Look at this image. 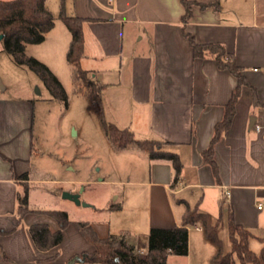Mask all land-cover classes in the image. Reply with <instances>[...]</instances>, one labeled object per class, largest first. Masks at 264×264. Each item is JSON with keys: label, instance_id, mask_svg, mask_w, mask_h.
Returning a JSON list of instances; mask_svg holds the SVG:
<instances>
[{"label": "crops", "instance_id": "0c3cea01", "mask_svg": "<svg viewBox=\"0 0 264 264\" xmlns=\"http://www.w3.org/2000/svg\"><path fill=\"white\" fill-rule=\"evenodd\" d=\"M195 1L213 5L194 4L190 20L184 23L181 0H64L68 14L85 18L80 63L101 84L102 107L106 109L111 103L121 106L117 119L108 117L109 122L131 129L139 140L171 141L165 148L177 152L183 163L178 185L173 186L175 171L170 160L151 159L135 146L117 149L130 164L149 168L138 177L130 167L126 180L129 185L143 186L147 193L142 225L138 222L140 199L136 196L128 199L131 219L118 216L127 209L125 199L118 203L120 209L110 210L118 219L83 221L89 222L101 238L126 232L129 239L135 234V226L141 225L146 240L143 248L136 249L144 255L150 229L182 225L186 202L211 214L218 223L217 214L227 215L229 222L232 211L235 221L252 233L264 231V0H252V8L246 5L248 0ZM56 27L55 21L43 42L53 37ZM59 29L66 37V46L70 45L71 31ZM186 33L198 43H223L234 53L248 81L241 86L231 127L215 145L220 182L204 162L202 152L210 145L216 123L224 118L238 79L231 71L219 68L214 57H195ZM62 46L66 50L65 43ZM87 60H94V67L86 65ZM108 69L118 74L110 78ZM52 71L57 75L54 68ZM5 88L7 83L0 89ZM35 107L31 96L0 92V264L55 261L57 254L52 251L64 242L72 222L64 229L58 246L40 249L30 227L46 223L57 230L59 225L46 213L52 209L41 212L52 219L33 214L31 197L35 189L47 183L73 187L84 181L44 176L46 169L38 165L40 151L34 142ZM66 167L76 171L69 163ZM25 190L29 211L23 214L19 197ZM189 191L196 196L194 199L187 195ZM192 228L205 231L201 222L188 226V253H170L166 264H194ZM78 231L80 242L71 256L94 250V244Z\"/></svg>", "mask_w": 264, "mask_h": 264}, {"label": "rangeland", "instance_id": "374dc122", "mask_svg": "<svg viewBox=\"0 0 264 264\" xmlns=\"http://www.w3.org/2000/svg\"><path fill=\"white\" fill-rule=\"evenodd\" d=\"M60 1L48 0V6L55 15L57 23L53 37L45 42L27 44V54L38 58L50 68H54L67 91L68 106L52 96L42 78L35 71L25 65L17 64L7 51H2L1 41L0 88L5 83H7V88L0 89V92L8 96H31L35 99L34 142L37 150L40 151V157L37 159L38 165L46 169L44 176L74 177L84 180V184H77L73 187L67 183H47L35 189L31 197L33 214L45 217L46 215L41 213L42 210H66L72 222L65 231L64 242L54 252L52 251L53 254H57V259L49 260V264H70L72 261L74 264H89L82 262L81 259L77 260L78 255L71 256L70 254L73 247L79 245L80 242V235L76 234L79 232L76 222H93V220L104 219L113 221L115 213L110 211L111 206L122 203L125 199L127 209L118 216L120 218L130 216L131 219L133 215H131V205L128 199L136 196L140 199L137 215L138 222L141 223L142 216L146 213L147 193L143 186L129 185L126 180L129 178L128 169L130 167H132L130 171L133 170L134 175L138 177L145 175L149 168L140 166L138 163V168L135 166L136 163L130 164L126 155L113 147L90 88L84 86L86 80L80 77L75 78V68L67 58L69 45L66 46V37L59 29L63 28L64 32H70L64 21L58 17ZM246 5L252 8V0H248ZM64 43L66 50L62 46ZM36 55L44 58L45 61ZM85 63L94 67V60L89 62L87 60ZM96 65L98 66L99 63ZM107 71L110 78L118 74L109 69ZM90 78H93L91 74L88 79ZM120 107L118 103H111L106 109L102 107L105 120L109 122L108 117L117 119ZM74 129L77 132L76 135L73 134ZM68 163L74 166L76 171L67 168ZM135 168H137L136 171ZM82 188L84 190L80 194V204L63 197L64 191L79 192ZM187 195L193 199L196 197L191 194V191ZM217 215L220 221L217 236L221 240L223 252L227 253L231 250L228 218L227 215ZM114 218L118 219L117 216ZM141 225L135 226V234L129 240L135 246L143 248L146 236H144ZM190 235L192 236L194 264H210L212 256L218 251V244L213 238L208 237L205 231L196 232L192 228ZM249 245L254 252L259 254L264 246V231L254 230L253 236L249 239ZM138 253L144 255V253Z\"/></svg>", "mask_w": 264, "mask_h": 264}, {"label": "trees", "instance_id": "16d2710c", "mask_svg": "<svg viewBox=\"0 0 264 264\" xmlns=\"http://www.w3.org/2000/svg\"><path fill=\"white\" fill-rule=\"evenodd\" d=\"M48 0H0V36L5 51H7L19 65H25L35 71L44 81L52 96L68 106L67 91L51 68L38 58L28 55L26 48L29 43H41L47 33L55 25V15L47 4ZM185 7L182 21L187 23L192 16L194 4L202 7L213 5L201 3L195 0H181ZM61 18L71 31L72 38L67 52L68 61L75 68V78L86 80L84 86L90 88L96 105L100 110L103 126L116 149H124L135 146L146 152L151 159H167L172 162L175 176L172 185H178L183 163L177 152L168 150V140L142 139L135 137L129 128H120L116 124L107 122L102 111L101 84L89 78V72L81 67V57L84 52L83 23L85 18L68 14L64 0L61 1L59 12ZM195 57L212 56L216 59L219 68L231 71L238 79V86L233 92L230 102L226 106L224 118L216 123L214 135L207 149L202 152L205 163L209 164L217 178L219 168L215 159V145L229 130L236 113V103L241 86L248 84L242 68L237 64L234 53L229 52L221 42L198 43L191 33H186ZM120 204L111 206V209H120ZM21 213L29 211L28 190L19 197ZM58 222V229L53 230L46 223L34 224L30 227V233L35 244L42 250L58 246L64 237V229L71 223L69 213L66 210H46ZM201 222L208 237L218 244V251L213 255L211 264H264V246L258 254L249 245V239L253 233L234 219L233 212H229V237L231 250L223 252L221 240L217 236L218 221H214L211 214L198 211L186 202V211L182 217V225L171 228L152 227L149 232L148 250L140 255L136 246L127 238V233L120 235L110 234L105 238L98 236L89 222L78 221L76 225L84 236L94 244L92 252H84L78 255L86 263L93 264H166L170 253L187 254L189 245L188 226Z\"/></svg>", "mask_w": 264, "mask_h": 264}, {"label": "water", "instance_id": "95a60500", "mask_svg": "<svg viewBox=\"0 0 264 264\" xmlns=\"http://www.w3.org/2000/svg\"><path fill=\"white\" fill-rule=\"evenodd\" d=\"M0 39H2V36H0ZM76 130H73V134L76 135ZM84 190V188H82L79 192H71V191H64L63 192V197L64 198H68V199H72L74 200L76 203L80 204L81 203V198H80V194L81 192ZM85 205H87V203H84ZM70 264H74V261H72Z\"/></svg>", "mask_w": 264, "mask_h": 264}, {"label": "built area", "instance_id": "2783aa9c", "mask_svg": "<svg viewBox=\"0 0 264 264\" xmlns=\"http://www.w3.org/2000/svg\"><path fill=\"white\" fill-rule=\"evenodd\" d=\"M260 126H257L259 128ZM261 208V205L259 206ZM196 229H202L201 227H196Z\"/></svg>", "mask_w": 264, "mask_h": 264}]
</instances>
